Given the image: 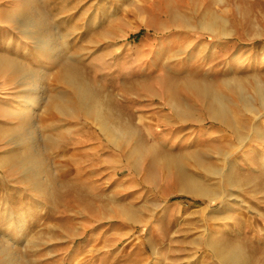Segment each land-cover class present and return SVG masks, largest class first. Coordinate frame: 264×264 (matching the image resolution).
I'll return each mask as SVG.
<instances>
[{
  "label": "rangeland",
  "instance_id": "374dc122",
  "mask_svg": "<svg viewBox=\"0 0 264 264\" xmlns=\"http://www.w3.org/2000/svg\"><path fill=\"white\" fill-rule=\"evenodd\" d=\"M263 97L264 0H0V264H264Z\"/></svg>",
  "mask_w": 264,
  "mask_h": 264
},
{
  "label": "bare ground",
  "instance_id": "6f19581e",
  "mask_svg": "<svg viewBox=\"0 0 264 264\" xmlns=\"http://www.w3.org/2000/svg\"><path fill=\"white\" fill-rule=\"evenodd\" d=\"M74 71H69L68 73V77H71V78H74ZM193 87L197 88L199 92L203 93V94H207L208 92V89L207 87L203 86H199V85H196V84H192ZM263 101H264V97H263ZM219 102V101H217ZM221 102V101H220ZM219 102V103H220ZM92 109V112L94 115L98 116L100 114V111L96 108H90ZM226 109L224 108V106L220 103L218 106H213L212 107V112L214 113V115L218 118H225L226 117ZM116 135L120 136V133L119 132H116ZM128 157L131 158V151H129L128 153ZM195 161H198L197 157H194ZM166 162L169 164V165H173L174 167H176L179 172H180V175H182V178H181V183H180V188L186 192H203V188L202 186H200V184L196 183L192 178H190L188 175H186L181 167H180V162L179 160L177 159H166Z\"/></svg>",
  "mask_w": 264,
  "mask_h": 264
}]
</instances>
